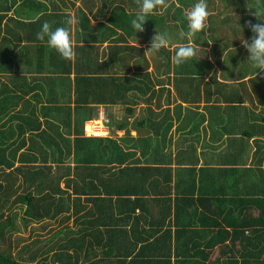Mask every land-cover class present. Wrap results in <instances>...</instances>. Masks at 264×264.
Instances as JSON below:
<instances>
[{
  "label": "trees",
  "instance_id": "obj_1",
  "mask_svg": "<svg viewBox=\"0 0 264 264\" xmlns=\"http://www.w3.org/2000/svg\"><path fill=\"white\" fill-rule=\"evenodd\" d=\"M130 1L135 3V0ZM35 3L42 4V0ZM254 6L260 8L257 4ZM251 9L254 12L256 8ZM134 13L128 15L118 11L111 15V20L120 21L126 30L132 31L130 21ZM250 18L254 23L261 22L255 16L250 15ZM147 19L145 26L149 21L152 22L150 26L155 25L153 17ZM106 39L101 36L82 39L83 43L76 45L75 62L63 59L56 50L37 38L35 40L39 43L35 45V51L29 53L28 50L30 55L26 60L38 63L39 56L45 60L49 75L41 79L48 85V102L54 104L48 108L50 112L63 114L58 121L66 127V132L60 130L57 122L46 121L52 132L41 130L30 135L32 142L36 137L43 141L44 147L34 141L31 148L19 153L20 161L32 156L33 159H49L51 163L44 167L19 164L14 168L21 175L31 173V178L22 179V183L28 184L23 192L11 199L9 193H15L21 181L14 187L12 177L5 174V181H0V264H264V182L231 180L233 173L235 178L249 177L250 167L242 171L224 168L218 171V178L210 174L203 178L202 174L209 169L196 164V142L203 138L197 128L203 119L195 116L199 103L194 100L184 109L180 102L174 106L177 115L184 111V116L177 125L180 131L176 132L175 169L172 173L169 165L171 152L163 153V146L158 145L165 143L169 124L153 126L155 108L163 113L169 111V107H163L169 104L165 103L168 102L169 88L161 86L157 91L153 88V81L161 82L162 78H155L143 68L148 60L141 47L128 44L123 36L111 39L107 51L93 43L101 44ZM161 51L158 63L163 68L156 72L168 74L172 64L170 51ZM242 58L239 71L249 72L248 55ZM234 61L232 58L231 62ZM185 63L194 68L181 69V65L175 68L179 74L175 79L176 90L182 102L187 99L183 95L193 88L199 94L198 86L202 80V70L196 68L195 59ZM37 72H41V68L38 67ZM263 75L264 71L258 77ZM183 80L190 84L189 88L180 86L179 82ZM38 85L39 88L33 89L41 91V83ZM165 92L166 101L153 100L157 93ZM34 93L38 95L37 91ZM142 94H148L143 98L148 114L137 122H146L153 128L152 133L138 134L135 139L142 146H150L140 151L143 163L139 159L126 162L131 153L124 151L116 139L83 135V123L91 118L96 105L121 104L126 114H131L137 104L135 98ZM58 95L64 99L62 107L57 106ZM212 106L210 103L209 107ZM30 107V115H34L35 106L30 104ZM26 118L21 119L16 132L11 126L7 129L0 126L3 138L0 143L13 136L19 141L14 149H2L0 157L6 160H0V166H11L9 158H15L17 149L25 141L24 130L40 127L37 119L33 126L28 125L30 116ZM88 126L89 131L101 132L99 126L93 128V121ZM244 134L249 135L250 131ZM122 140L125 138L121 137ZM180 144H186V147L180 148ZM36 178L39 181L31 189V181ZM62 178L65 180L63 188L59 186ZM171 191L173 196H170ZM80 200L90 202L95 209L76 215L75 219L104 226L102 230H96L93 240H80L83 237H74L76 231L67 227L56 229L43 240L42 233L56 227L59 219L65 221L76 214L75 211L71 215L64 212H68L70 205L77 207ZM19 211L21 226L30 230L25 238L33 236L29 241L13 235V230L18 228L13 222ZM88 216L92 219H87ZM145 227L152 229L146 230Z\"/></svg>",
  "mask_w": 264,
  "mask_h": 264
},
{
  "label": "crops",
  "instance_id": "obj_2",
  "mask_svg": "<svg viewBox=\"0 0 264 264\" xmlns=\"http://www.w3.org/2000/svg\"><path fill=\"white\" fill-rule=\"evenodd\" d=\"M35 1L39 0H34L32 2L28 1L26 3L23 0H0V126L2 125L5 129L11 126L12 131L16 132L20 123H22L21 119H27L26 117L28 116H30L28 125L34 126L35 123H37L35 121L36 119L40 123L38 129H33V127H31L24 130L25 141L17 149L15 158H9V161H12L11 166L8 167L4 164L0 166L1 183L5 181L4 174L8 177H12L11 180H14V187L21 181V185L16 188L17 190L15 193H9L11 199L16 196L17 193L23 192V190L28 187V184L22 183V179L26 181V178H31V173H28V175L25 173L21 175L14 169L15 167L19 166V164L44 167L51 163L49 159L43 160L40 157L33 159L32 156L28 159H21L22 161H20L18 157L19 153L31 148V143L33 144L34 141L36 142L37 140L39 144L44 147L43 141L41 142V140L34 136L32 142L30 135H34L41 130H45L46 133L52 132L47 126L46 121L57 122L60 125V130L66 132L64 131L66 127H62L61 123L58 121V118H61L63 114H59L58 112L55 113L53 110L50 112L49 109V106H53L54 104L52 105L48 102V94H46L48 85L44 79H41V77L49 75L45 68L46 64H44V58L40 59L38 55V63L36 60L33 62L25 59L27 55H30L28 54V50L29 53L35 51V45L39 43L35 39L44 22H49L53 29L61 26L69 27L66 21L71 16H74L77 22L71 26V29L76 45L82 44V39L84 38L101 36L107 39L101 44L97 42L93 43L100 45L104 50H106L107 45L112 43L110 41L111 39L123 36L127 39L126 42L128 44L141 47L142 52L145 54V51L149 48L151 43L150 38L152 40L153 36L158 34V31L161 32L163 22L171 27L170 29L172 30V34L170 35L173 41L168 49L170 51V58L174 54L173 49L175 46L187 43V39H181L179 35L182 31L187 32V21L185 19L186 23L181 26L179 24L181 21L175 13L177 9H186V7L182 6L180 0H175V3H173L171 7L165 10H157L154 15H150L156 21L155 25L153 24V26H150L152 22L149 21V24L144 26L145 30L136 34L134 29L132 31L126 30L123 23H120V21L115 23L111 20V15L118 13V11L128 15L136 11L138 6L134 1L132 4L130 0H42V4H36ZM219 1L222 4L219 6L218 2L215 8L216 12L219 11L223 22L227 20V17L231 16V10L234 4L233 2L226 3L224 0ZM224 4L227 6L221 9ZM209 9L212 10L210 4ZM166 11H168L167 16H162V13ZM252 12L251 8H243L241 13H245V15L241 16V18L235 17L231 29L223 24L220 26H212L208 22V27L203 32L197 33L193 37V42L201 43L197 45L205 49V52L202 54L203 59L198 61L195 58L196 68L202 70L200 73L202 75V80L198 86L199 94L193 88L183 95V97L189 98V101L186 99V102H182V98L178 95L176 90L175 79L179 77V74L175 72V68L177 69L178 66H175L171 62L172 64L169 67L170 72L168 74H157L156 70H161L163 68L160 66L161 64L158 63L160 59L157 57V55L160 57L161 55L155 53L146 56L148 63L144 65L143 68L153 73L155 78H162L161 82L153 81V88L157 91L159 87L166 86L170 91L168 102H165L169 104H164L163 106L169 107V111L163 113L160 109L155 108L154 118L156 121L154 120L155 123L153 126L157 128L158 124L162 123L163 126L169 124L165 143H158V145L160 148L163 146V153H167L168 151L171 152L170 155L172 157H170L171 161L169 165L172 173H174L175 169L174 152L177 144L176 132L180 131L177 125L184 116V111H181V113L177 115L174 111V106L178 102L182 104V108L184 106H190L189 103H191V100H194L199 103L198 114L195 116H202L203 119L202 123L197 128V132L200 133L203 138L196 142L198 156V162L196 164L204 166L205 169H209L206 173L202 174L203 178L207 174L215 175L214 177L218 178V171L220 172V170L224 168H233L242 171L243 168L250 167L252 172L249 177L243 176L235 178L236 174L233 173L232 176H234V178H231V180L264 182V75L263 77H258L262 71L257 75V69L252 72L254 67H252L251 63L247 60V68L250 69L249 72L242 73L238 68V65H242L239 62L242 61L243 55H249L242 46L241 40L244 38L251 39L252 32L247 24L249 20H253L250 18ZM54 13L58 15L56 16ZM156 15L161 16V21L156 19ZM37 20L38 22H35ZM237 23H240L241 26ZM217 30H220L221 33L216 34ZM230 30L232 31L230 32ZM169 33L170 32H168V34ZM76 39H79V41H76ZM45 40L42 42L47 45V41ZM100 54L101 53H99V56ZM42 56L44 57L45 53L42 52ZM232 58L235 60L234 62H231ZM192 66H188V64L184 63L181 65V69L183 67L194 68ZM38 67L39 69L41 68V72H37ZM205 75H208L206 80L203 79ZM242 75L244 76L239 78ZM71 76L70 74V77ZM256 76L258 78H256ZM35 81L39 84L41 83V91L38 89L39 85L35 83ZM179 83L180 86L182 85L184 88H189L190 84H188L186 80ZM192 86H194V84H192ZM35 87L38 88L33 89ZM62 88L67 91L66 87ZM35 91H37L38 95H35ZM226 91L229 92L226 93ZM59 93L61 92L59 91ZM157 94V96L155 95V97H153L154 101H166V92ZM146 97H148V94H142L138 96V98H135L137 100L136 103H140V107L135 110V106L137 105L135 104L131 114H126L124 108L122 111L124 105L121 104L96 105V109L91 118L85 120L83 123V135L116 139L117 143L124 151L131 153V156L127 157L126 162L139 159L140 163H143L144 157L141 156L140 151L150 146H142L135 142V139L138 134L144 136L153 132V128L149 127L146 122L143 124L137 122L148 114V111H146V103L143 99ZM56 103L57 106L62 107L64 105L63 97L58 95ZM210 103L213 105L212 107H209ZM30 104L35 106L34 115H30ZM205 105H207V108ZM91 121L94 122L93 128L99 126L102 133L94 134L93 131H89L88 125ZM119 123L122 124L121 127L116 126ZM247 130L250 131L249 135L244 134ZM70 131L72 132V127H70ZM121 137H124L125 140L121 141ZM14 138L13 136L0 143V156L2 155V149L4 147H8L9 149L17 147L19 141L18 139L14 140ZM0 139H3L2 135H0ZM179 147H186V144H180ZM6 153H8V151H6ZM0 160L6 159L0 157ZM72 164L71 162L70 165ZM209 171H211L212 174ZM222 180L225 181L224 178H222ZM38 181L39 178L31 181V189H33V186ZM64 182V178L59 180V186L61 188H63ZM171 195L173 196V191L170 192V196ZM72 197L73 195L71 194L70 198L72 199ZM83 197L82 195L81 198ZM85 202L84 200L78 201L76 203L77 207L70 205L68 212L64 213H69L71 215V213L75 211L76 214L70 216L65 221L57 219L59 222L54 231L67 227L69 230L72 229L76 231V234L73 235L74 237H83V239L80 240L87 242L92 241L96 235V230H102L104 226L97 223L91 224L80 218V220L75 219L76 215L78 216L85 211H94L95 207L92 206L90 202ZM78 203H82L85 206L79 207ZM60 218H62V216H60ZM87 219H92V217L88 216ZM106 220H108L107 214ZM145 229L152 228L145 227ZM59 237L60 239L62 238V233L59 234ZM92 244L95 245L96 243L92 242Z\"/></svg>",
  "mask_w": 264,
  "mask_h": 264
},
{
  "label": "clouds",
  "instance_id": "obj_3",
  "mask_svg": "<svg viewBox=\"0 0 264 264\" xmlns=\"http://www.w3.org/2000/svg\"><path fill=\"white\" fill-rule=\"evenodd\" d=\"M135 3L138 7L130 23L136 34L145 30L144 26L150 15H154L157 10H165L171 7L175 0H135ZM212 14L208 0H197L191 7L184 9L183 15L187 21L188 30L187 32H180L179 35L181 39H187V43L174 47V54L171 57V62L174 65L179 66L197 58L200 46L193 42V37L208 27L209 18ZM251 15L261 22L253 23L251 20L248 21L247 26L252 32V36L250 40L244 38L241 43L249 53L247 61L258 70V75L259 72L264 71V20L260 18L261 15H264V10L255 9ZM76 22V17L71 16L66 21L69 27L61 26L55 29L49 22H44L37 33V39L41 41L47 39L48 46L56 50L63 59L75 62L77 57L76 42L71 26ZM172 41L173 38L170 34L158 31V34L153 36L150 47L145 51L144 55L149 56L150 54L159 53L163 49H169Z\"/></svg>",
  "mask_w": 264,
  "mask_h": 264
},
{
  "label": "rangeland",
  "instance_id": "obj_4",
  "mask_svg": "<svg viewBox=\"0 0 264 264\" xmlns=\"http://www.w3.org/2000/svg\"><path fill=\"white\" fill-rule=\"evenodd\" d=\"M182 3V6L183 7H186V8H189V7H191L194 3H196L197 2V0H180ZM223 1V0H222ZM218 2H219V6L222 4L219 0H208V3L210 4V6H211V9L212 10H210L213 14L210 16V18H209V24L210 25H214V26H220L221 24H223V25H226L227 27H229V29H231L232 27H233V24H234V20H235V17L236 18H241V16H244L245 15V13H241V10H243V8L245 9V8H247V9H250V8H256V9H258L257 7H255L254 6V4H257L258 6H260V8L258 9V10H264V0H224V2H226V3H228V2H233V4H234V7H233V9L231 10V16L230 17H227V20H225V21H223L222 22V19H221V17H220V14H219V11L218 12H216V8H215V6L218 4ZM243 3H244V7H243ZM227 5L226 4H224L223 5V8H221V9H224L225 7H226ZM172 9V8H171ZM183 11H184V8L182 9V8H180V9H177L176 11H175V13H176V15L178 16V18L180 19V21L181 22H179V24L182 26V25H184L186 22H185V18H184V16H183ZM227 12V11H226ZM246 12H248V11H246ZM230 13V12H229ZM167 14H168V11H166V12H164V13H162V16H167ZM226 14V13H225ZM156 17V19H158V20H160V17L161 16H159V15H156L155 16ZM261 19H264V15H261V17H260ZM257 19V18H256ZM258 20V19H257ZM161 21V20H160ZM251 21H253V20H251ZM254 22V21H253ZM162 24V23H161ZM239 26H241V24L240 23H237ZM171 27H169V26H167L164 22H163V27H162V30H161V32H163V33H168V32H170L169 34H172V30L170 29ZM232 30H230V32H231ZM217 33H221V31L220 30H217V32H216V34ZM150 41H151V38H150ZM196 44H201V43H199V42H195ZM203 52H205V49H203V48H201L200 47V51L198 52V55H197V60H199L200 58L201 59H203V56H202V54H203ZM157 57H159V59L161 60V57L159 56V55H157ZM200 59V60H201ZM201 76V78H202V75H200ZM206 78H208V75H205L204 77H203V79L204 80H206ZM143 105V104H142ZM145 105V104H144ZM140 107V103H138L136 106H135V110H137L138 108ZM142 107H144V106H142ZM141 107V108H142ZM122 111H123V107H122ZM136 112V111H135ZM94 132V134H97L96 133V130H94L93 131ZM99 133H102V131L101 132H99ZM91 134V133H90ZM252 212H253V210H252ZM20 221H21V211H19L17 214H16V219H15V221L13 222V224H14V226H18V228H16L15 230H13V232H14V236L15 235H20V236H22L23 237V239L25 240V241H29L31 238H33V236H31V237H29V239L28 238H25L26 236H27V234H28V232L30 231L29 229H24L22 226H21V223H20ZM52 223H54V222H52ZM58 226V225H57ZM54 229H55V227H53V229L51 230V231H49V232H46V233H42V235L40 236L43 240H45V238L46 237H49V235H51L52 234V232L54 231ZM35 237V236H34Z\"/></svg>",
  "mask_w": 264,
  "mask_h": 264
}]
</instances>
